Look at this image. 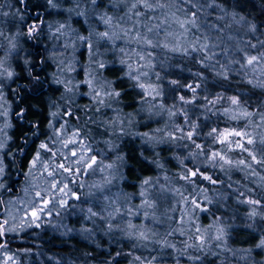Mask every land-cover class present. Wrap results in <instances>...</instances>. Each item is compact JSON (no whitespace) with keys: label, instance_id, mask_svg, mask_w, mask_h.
I'll return each instance as SVG.
<instances>
[{"label":"rangeland","instance_id":"374dc122","mask_svg":"<svg viewBox=\"0 0 264 264\" xmlns=\"http://www.w3.org/2000/svg\"><path fill=\"white\" fill-rule=\"evenodd\" d=\"M23 1L0 0V61L14 73L0 76V264H182L184 256L214 261L225 244L264 252L257 247L264 239V171L259 179L253 172L248 177L243 164L221 150H242L237 141L246 148L261 127L264 137V97L214 118L206 131L212 146L185 124L179 106L162 99L165 82L183 96L202 75L216 91L246 84V77L264 86V59L247 65L229 47L210 53L198 23H190L200 9L195 0H149L152 9H132L136 0H53L55 7L42 0L38 19ZM250 27L243 20L230 25L229 39ZM105 31L110 39L99 36ZM137 35L156 46L138 43ZM27 63L40 65L32 75L41 90L29 102L19 90L29 84ZM112 89L120 96L106 95ZM19 113L35 124L31 134L14 122ZM76 130L86 148L67 143ZM229 132L248 135L224 141ZM130 145L144 159L131 177L125 166ZM79 155L95 157L96 164L87 168ZM65 185L67 195L59 190ZM42 238L52 247L38 253L34 244Z\"/></svg>","mask_w":264,"mask_h":264},{"label":"trees","instance_id":"16d2710c","mask_svg":"<svg viewBox=\"0 0 264 264\" xmlns=\"http://www.w3.org/2000/svg\"><path fill=\"white\" fill-rule=\"evenodd\" d=\"M200 9H196L195 21L198 23V28L202 34V40L205 41L206 47L213 46L210 53H222L228 47L231 51H239L247 59L249 56H260L264 53V0H195ZM211 2V3H210ZM211 4V5H209ZM46 2L40 0H25L23 7L35 19L40 18L45 9ZM249 23V34L238 33L235 39H229L228 32L230 25L235 26L240 21ZM239 21V22H238ZM253 26L254 29H253ZM255 47H252V46ZM197 46V45H196ZM40 44L36 43V50L39 52ZM201 49V48H200ZM262 60V59H260ZM38 65L27 63L26 69L29 77V84L25 87H20L19 90L26 95L27 101L35 100L39 95V82L32 75V70ZM198 76V83L195 91L187 92L183 96L179 95L174 89L171 82L163 84V101L167 105L179 106L183 111L186 120L185 124L189 125L196 136L203 137L207 143L213 145V141L207 137V129L211 121L234 112L237 108L245 106L247 103H252L264 97V86L252 84L246 77V84H237L234 87L227 86L222 91H216L210 85V79L207 75ZM245 78V77H244ZM236 94L240 99L238 104H232L229 100ZM183 97V99H181ZM80 111L77 112L80 124H83V117ZM15 123H20L24 133L31 134L35 129V124L27 116L17 115L14 119ZM262 128V127H261ZM261 128L251 132V138L255 141L249 144L246 148L253 149L255 161L249 160L247 151L236 148L222 147L226 157L230 158L233 163L238 160L244 161L243 167L247 169V176L252 174L257 175L258 179L264 171V137H262ZM86 130V129H85ZM24 136V134L22 135ZM27 137L25 140L27 141ZM25 141V142H26ZM219 146V145H218ZM135 145H130L126 148L125 166L128 176H133L142 169L144 159L139 155ZM224 148V149H223ZM243 154V155H242ZM246 155V156H245ZM251 156V155H250ZM16 156L14 161L17 160ZM242 158V159H241ZM238 162V163H239ZM241 166L240 164H238ZM242 166L240 168H242ZM251 177V176H250ZM234 222V221H233ZM228 226L231 221L225 222ZM4 240H7V233ZM51 240L38 239L34 244V248L38 253H43L52 247ZM222 250L218 254L216 260L207 261L203 259L191 260L190 257L184 256L182 264H264V252H259L253 249L240 248L230 244L222 245Z\"/></svg>","mask_w":264,"mask_h":264},{"label":"snow or ice","instance_id":"6c2138e0","mask_svg":"<svg viewBox=\"0 0 264 264\" xmlns=\"http://www.w3.org/2000/svg\"><path fill=\"white\" fill-rule=\"evenodd\" d=\"M91 2H92L93 5H96L97 4V0H91ZM48 3L50 5H52L53 7L56 6L53 3V0H48ZM140 7L147 8V9H152L153 6L149 2V0H136V2L131 5V8L132 9H138ZM160 7H163V5H160ZM195 17H196V12H193L192 13V19L190 20V23L193 24V25L195 24ZM103 22L105 24H110L111 23V17L105 16L103 18ZM180 26L183 28L184 27V22H180ZM61 27H63V25H61ZM254 27L255 26H253V29H254ZM30 31H35V28L31 29ZM58 31H59V29H58ZM148 31L150 32V31H152V29L150 28V29H148ZM99 36L102 39H110L109 32H107V31L102 32V33H99ZM80 39L81 40H84V41L87 40L86 37H80ZM134 39H136V41L138 43L142 41L145 45H147L149 47L156 46V45H153V42H152L151 39H148L147 37H144V36L137 35L136 37H134ZM252 47H255V46L253 45ZM89 48H91V45H89ZM121 51H123V49ZM139 58L141 60H143L145 57L144 56H140ZM260 59H264V53H261L260 56H255V55L249 56L247 58V65H253L255 63H258L260 61ZM122 63H124V62L122 61ZM104 66H105L104 64H100L99 65V67H101V68H103ZM128 67H129V69H131V65H128ZM5 75L8 78H11L14 75V73L12 71H9L8 68L5 67L3 61H0V76H5ZM127 75L131 79H137V77H133L132 76L131 71H129L127 73ZM86 83L91 84V80H87ZM138 86L141 89L144 88V85L143 84H139ZM189 87H191V86H189ZM192 90L195 91V89H192ZM106 95L118 97V96H120V92L119 91H116L115 89H112V91L106 92ZM99 97H100V94L98 92H96L95 95H94V99H97L98 103L103 104L104 103L103 99H100ZM181 99H183V97H181ZM231 103L232 104H238L239 101H238L237 98L233 97V98H231ZM18 115H21L22 116V113H19ZM53 115H55V113H53ZM245 115H251V113H246ZM213 131H215V129ZM145 135H147V133H145ZM233 135L243 138L244 136H247L248 134L247 133H242V132H229V133H225V134H223L224 141H227L228 136H233ZM80 136H81V134H80V131L79 130L73 131L72 138L69 139L67 143L74 144V145H78L80 147L86 148L87 146L84 144L83 139H81ZM191 136H192V133L189 132L188 133V138H191ZM236 143H237V147L241 148L243 151H249L247 148H244L243 144L240 143L239 141H237ZM247 143L248 144H253V143H255V141L252 138H248L247 139ZM262 143H264V141H262ZM65 146H67V144ZM197 147H199V145H197ZM0 148H3V145L2 144H0ZM40 148L47 150V145L42 143L40 145ZM71 155L72 156H77L78 154H77V152H72ZM249 155H251V152H249ZM218 156H219L220 159H222V160L224 159V157L223 156H220L219 153H213L212 158L215 159ZM252 158H253V160H255V156H253ZM39 159H40V154L38 152L37 155H36V157H35V159L32 161L33 167L35 166L36 161L39 160ZM77 162L80 163V164H86L87 168H90L91 169L96 164V159H95V157H87V160H86L84 155H79ZM225 163H231V161H227L226 160ZM240 163L243 164L244 161H240ZM56 167L63 169L65 172H69V173H72L73 172V169H71L69 167H65L64 164H59ZM107 167L111 168L112 165L109 164ZM4 172H5V168L3 166V163L0 162V178L3 177ZM54 172H55V169L53 170V172H49L48 174L49 175H53ZM191 175L192 176H196L197 175V172H192ZM185 178H187V177H185ZM204 179H209L210 180L211 178L210 177H204ZM144 183L145 184H148L149 181L148 180H145ZM0 186H2V185H0ZM53 187H56V185H54ZM66 188H67V185H65L63 188H60L59 190L61 192H63L65 195H67L68 193L65 191ZM141 195H143V193H141ZM78 198L79 197H77V199ZM248 202L249 203H258L257 201H248ZM145 203L147 204V201H145ZM148 206L151 207V205H148ZM40 211H42V209ZM93 214H95V213H93ZM32 215L33 216H37L38 213L37 212H33ZM221 232H223V230H221ZM3 235H4L3 225H0V236H3ZM141 235L143 236V233H141ZM222 238H223L222 235L216 237L217 240H221ZM0 247H3V245H0ZM257 247H264V239H262L260 241V243L257 245ZM8 259H11V257H8ZM197 259H199V257H197ZM5 264H7V262H5Z\"/></svg>","mask_w":264,"mask_h":264}]
</instances>
